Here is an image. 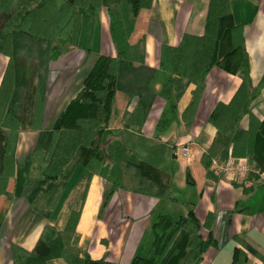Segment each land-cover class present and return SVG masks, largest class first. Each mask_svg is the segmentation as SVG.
<instances>
[{"label": "crops", "instance_id": "0c3cea01", "mask_svg": "<svg viewBox=\"0 0 264 264\" xmlns=\"http://www.w3.org/2000/svg\"><path fill=\"white\" fill-rule=\"evenodd\" d=\"M121 0H104L99 12L89 14V50L74 49L56 60L40 62L44 78L45 99L42 127L52 130L57 119L83 88L87 75L100 56L115 58L117 50L111 35L109 14L117 15ZM209 0H153L136 18L131 43L142 39L144 63L137 60L122 70L115 95L110 127L106 130L101 150L104 164L92 177L83 202L76 231L84 254L106 264H133L135 257L152 234L159 214L174 219L192 214L203 225L209 213L215 215L213 238L200 264H232L234 250L247 253V264H263L264 257V188L246 194L240 182L226 179L210 180L201 164L202 155L217 136V129L209 123L219 104H229L241 85L238 75L219 67L210 70L205 88L189 120L184 112L193 100L195 85L190 84L177 99L173 76L161 69L163 44L177 48L186 34L204 33ZM234 23L244 26L245 45L251 63V88L257 87L264 75V0H232ZM23 49L29 44L21 42ZM22 49V48H21ZM8 58L0 55V84ZM24 93L22 98L26 101ZM28 98V97H27ZM20 106L18 102L17 108ZM139 109L143 114L141 134L166 150L155 154L160 162L170 163L169 174L161 182L141 176L136 165L140 159L124 146L126 113ZM253 114L264 119V89L252 105ZM27 116L29 111L25 109ZM245 116L241 129L249 128ZM136 133V132H135ZM39 132L26 125L20 132L15 151V172L8 182L13 198L0 197V264H14L12 245L32 251L47 224H56L55 212L46 219L42 210L68 208L79 186L80 166H76L65 186L41 193L33 203L28 200L33 185L42 180L40 168L32 157ZM191 148L190 158L178 159L183 145ZM168 149L172 150L173 156ZM140 151V155L144 156ZM71 181L73 183H71ZM61 190V191H60ZM61 206L59 194L66 191ZM164 192L160 194V192ZM58 193V194H57ZM63 198V196H62ZM239 208H248L241 212ZM60 223V222H58ZM203 227L200 236L208 239ZM239 237L247 247L235 240ZM52 264H66L55 260Z\"/></svg>", "mask_w": 264, "mask_h": 264}, {"label": "trees", "instance_id": "16d2710c", "mask_svg": "<svg viewBox=\"0 0 264 264\" xmlns=\"http://www.w3.org/2000/svg\"><path fill=\"white\" fill-rule=\"evenodd\" d=\"M152 1L121 0L118 14H109L117 56L98 58L79 95L61 113L53 129L45 131L42 127L45 85L40 62L56 60L77 48L88 51L89 14L99 12L104 0H0V55L8 58L0 84V197L13 198L8 182L14 176L16 145L26 125L39 132L32 157L42 174V180L29 191L28 200L33 203L41 193L66 186L76 166L81 168L78 184H83V189L69 202L62 224L45 225L32 251L12 245L14 264H52L55 260L66 264H106L82 252L76 227L89 183L104 164L100 145L111 124L122 70L137 60V54L139 62L144 63L140 55L144 38L134 44L131 41L136 18ZM231 2L209 0L204 33L200 36L186 34L177 48L163 44L161 54V69L173 76L177 99L190 84L196 86L193 100L183 115L185 120L194 113L205 88V78L212 68L219 67L238 75L242 81L232 101L217 105L209 118V123L217 129V136L202 155L201 164L210 180L220 179L211 170L214 161L225 163L232 158L247 159L256 170L264 172V119L252 112L254 101L264 89V75L252 89L244 26L234 23ZM23 41L29 44L26 54L19 53ZM28 91L30 95H26L24 101L22 95ZM25 109L29 111L27 116ZM245 116L250 119L247 130L240 127ZM142 123L143 114L139 109L125 114L121 132L124 146L139 157L136 167L141 176L159 183L169 174L170 163L160 162L155 154L166 148L142 136ZM168 152L173 156L171 149ZM251 178L254 180L252 187L242 184L246 194L264 188L258 175L251 174ZM238 209L248 211V208ZM41 212L46 219L53 215L51 209ZM214 222L213 213L207 215L203 225L192 214L178 219L159 214L150 239L133 264H200L207 248L215 245ZM202 227L209 234L207 240L200 236ZM235 240L247 247L239 237ZM262 262L264 264V257ZM247 263V253L236 248L232 264Z\"/></svg>", "mask_w": 264, "mask_h": 264}, {"label": "built area", "instance_id": "2783aa9c", "mask_svg": "<svg viewBox=\"0 0 264 264\" xmlns=\"http://www.w3.org/2000/svg\"><path fill=\"white\" fill-rule=\"evenodd\" d=\"M191 148L190 146L183 145L178 152V159L187 160L190 158ZM212 172L220 178L226 179L230 182H240L245 187H252L254 180L251 178V174H256L259 177V182H264V172L256 170L251 166L247 159H230L228 162L214 161Z\"/></svg>", "mask_w": 264, "mask_h": 264}, {"label": "rangeland", "instance_id": "374dc122", "mask_svg": "<svg viewBox=\"0 0 264 264\" xmlns=\"http://www.w3.org/2000/svg\"><path fill=\"white\" fill-rule=\"evenodd\" d=\"M26 52H27L26 49H23V48L22 49H19V53L20 54H26ZM71 183H73V182L71 181ZM68 193H69V191L67 190L66 192H64V195L63 194H59V196H58L59 200H63V201H61V206L63 205V202L66 199L68 200ZM62 196H63V198H62ZM42 211H45L46 212V210H42ZM47 211H49V210H47ZM53 212H55V216H56L57 223L60 222L62 224V220L65 217V215L67 213V210L66 209H62L61 207H59V209H56L55 211L53 209Z\"/></svg>", "mask_w": 264, "mask_h": 264}]
</instances>
